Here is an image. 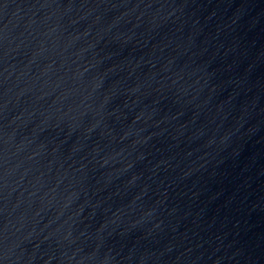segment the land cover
Returning a JSON list of instances; mask_svg holds the SVG:
<instances>
[{"label": "water", "instance_id": "95a60500", "mask_svg": "<svg viewBox=\"0 0 264 264\" xmlns=\"http://www.w3.org/2000/svg\"><path fill=\"white\" fill-rule=\"evenodd\" d=\"M0 264H264V0H0Z\"/></svg>", "mask_w": 264, "mask_h": 264}]
</instances>
